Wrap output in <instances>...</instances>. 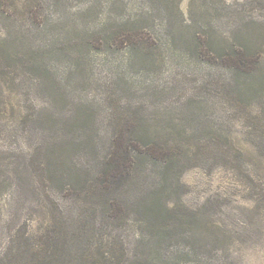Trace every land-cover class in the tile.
Wrapping results in <instances>:
<instances>
[{"label":"rangeland","instance_id":"rangeland-1","mask_svg":"<svg viewBox=\"0 0 264 264\" xmlns=\"http://www.w3.org/2000/svg\"><path fill=\"white\" fill-rule=\"evenodd\" d=\"M43 11L62 23L43 36L40 53L0 46V256L11 237L58 238L52 231L63 223L58 239L68 243L80 226L70 216L80 206L101 211L106 195L129 217L99 232L132 261L264 264V93L253 108L259 119L233 107L232 86L247 77L219 62L247 52L264 80V0L46 1ZM123 21L139 23L151 46L137 55L99 46L98 32ZM208 121L241 152L242 168L218 166L196 145H157L179 155L174 162L142 161V144L127 145L145 141L137 133L147 127L166 142L184 129L202 133ZM154 192L174 222H142Z\"/></svg>","mask_w":264,"mask_h":264},{"label":"trees","instance_id":"trees-1","mask_svg":"<svg viewBox=\"0 0 264 264\" xmlns=\"http://www.w3.org/2000/svg\"><path fill=\"white\" fill-rule=\"evenodd\" d=\"M53 3V6L60 8L63 3L71 0H0V46L3 50L10 51L14 46L23 47L27 50V55L33 58V54H38L42 50L41 41L43 36L51 33L54 26H61V19L49 20L44 15V4ZM35 31L34 36L31 31ZM75 30L77 28L75 27ZM85 34L91 31H84ZM97 35V33H95ZM102 35L105 44L99 46H108L115 49L123 47L129 53H141L142 49L151 46L152 39L143 33L140 24L131 21L116 22L109 28H103L98 32ZM105 34V35H103ZM85 48L89 47L88 43H83ZM75 45V44H74ZM79 47V44L75 45ZM122 49V48H121ZM135 53V54H136ZM137 55V54H136ZM206 60L210 61L212 55L207 52ZM33 60L29 58V62ZM219 62L225 69L236 73L238 76L247 77L246 82L241 85L234 84L232 90H235L238 97L235 99L233 107L239 108L241 112L247 116L259 119L260 115L253 112L254 106H257V100L264 93V80L258 76L255 61H251L249 53L238 51L234 54L226 52L219 57ZM194 102V101H193ZM190 103V102H188ZM198 105L202 102H194ZM209 107V103L205 104V108ZM196 115L191 113V119L197 120ZM209 118V117H208ZM207 118V119H208ZM208 121L206 128L201 133L198 130L190 131L184 129L177 134L175 139L170 137L166 142L161 140L159 131L154 132L145 128L144 131L138 132L145 141L136 138H128L127 145H137L140 142L143 146L141 159L142 161H168L174 162L179 158L171 148H163L157 145H182L187 146L188 151L194 145L199 153L213 157L214 164L232 169L242 168L243 158L241 152L235 156L236 151L230 144V137L223 130L215 129ZM148 126V124H145ZM194 126V125H193ZM174 134V133H171ZM137 142V143H136ZM168 147V146H167ZM187 151V152H188ZM237 153V152H236ZM80 200V199H78ZM38 201L50 202L48 197L39 198ZM147 214L142 222L150 223L155 220H164L159 225L171 223L172 209L168 206V201L157 192L145 200H143ZM86 203V199H82L80 204ZM97 204L103 206L102 210H95L93 213L84 211L80 206L81 212L78 213L76 219L80 222V226L73 233L71 241L65 243L61 241L59 235L63 234L64 226H58L52 231L58 238H48V240H39L38 242H30V233L28 238L26 235L25 242H21V234L18 239L11 237L5 252L0 256V264H153L149 259L136 261L130 260L125 255V247L121 242L110 241L107 233H100L99 230H107L110 228H119L113 226L125 222L129 217L128 212L122 207L124 202L118 198L106 195L99 196ZM16 217L17 213H13ZM167 217V218H166ZM55 220L54 216L52 217ZM100 223L95 226L96 221ZM167 222V223H166ZM89 223V224H86ZM122 223V224H123ZM150 226V225H149ZM122 227V226H121ZM11 229V228H10ZM18 233V231H17ZM27 234V231L20 232Z\"/></svg>","mask_w":264,"mask_h":264}]
</instances>
